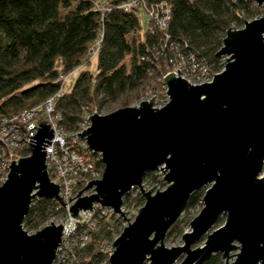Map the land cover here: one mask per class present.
I'll return each mask as SVG.
<instances>
[{"label": "water", "instance_id": "1", "mask_svg": "<svg viewBox=\"0 0 264 264\" xmlns=\"http://www.w3.org/2000/svg\"><path fill=\"white\" fill-rule=\"evenodd\" d=\"M240 19L242 26L227 27L213 52L224 61L210 81L189 83L176 68L162 76L168 99L161 107L152 96L105 114L92 111L89 125L75 132L100 153L103 169L77 190L68 206L72 217L93 204L123 216L122 197L133 187L144 199L113 239L108 264H201L215 252L224 264H264V15ZM51 135L37 121L30 153L9 159L0 184V264H51L61 242L59 222L33 233L22 225L33 197L64 205L45 168ZM148 171H162L166 186L145 189ZM201 187L202 206L180 234L182 243L166 247L167 230Z\"/></svg>", "mask_w": 264, "mask_h": 264}, {"label": "trees", "instance_id": "2", "mask_svg": "<svg viewBox=\"0 0 264 264\" xmlns=\"http://www.w3.org/2000/svg\"><path fill=\"white\" fill-rule=\"evenodd\" d=\"M96 1L0 0V112L12 114L40 103L59 88V72L83 64L86 67L76 72L71 87L54 102L62 113L64 128L75 130L80 119L105 102L130 105L145 89L150 75L163 72L162 57L170 54V40L181 51L204 58L218 71L221 57L213 52L221 46L225 29L240 25L241 16L250 19L256 12L253 0H165L170 5V17L168 38L164 40V33L152 24L146 23L144 28L140 25L138 10L120 7L129 0H104L99 8ZM144 1L150 4L161 0ZM97 37L100 41L92 71L87 68L89 49ZM204 188L190 194L186 207L200 202ZM128 199L129 192L123 195L122 203ZM130 201L139 206L143 197L137 192ZM64 213L54 199L33 197L22 225L36 228L51 216ZM113 216L111 213L100 227L87 231V241L74 251L69 264L107 261L100 241L115 230ZM179 220L166 234L177 229ZM82 227L83 223H76V230ZM201 264L224 261L215 252Z\"/></svg>", "mask_w": 264, "mask_h": 264}, {"label": "built area", "instance_id": "3", "mask_svg": "<svg viewBox=\"0 0 264 264\" xmlns=\"http://www.w3.org/2000/svg\"><path fill=\"white\" fill-rule=\"evenodd\" d=\"M103 1L97 0L95 7L99 8ZM120 7L125 11L131 9L142 10L145 13L146 23L152 24L163 32L164 40L168 38L167 27L170 17V5L167 1L161 0L147 4L144 0H129L121 3ZM99 41L100 37L95 38L90 46V60L92 56L96 55ZM167 49H169L170 54L162 57L163 65L168 67L167 72H174L177 68L176 74L182 78L190 79L189 82L192 81L191 83H201L212 79L210 65L204 58L197 57L190 51H181L178 44L172 40L168 41ZM221 65L218 71L222 69L223 63ZM85 67L83 64H78L68 72H59V88L40 103L12 114L0 112V184L8 172L9 159L13 160L30 153L27 139L36 131L37 121L44 120L51 129L52 135L43 146L45 168L50 181L56 182L58 186V195L64 201V205L58 204L65 210L69 219V223L67 221L60 222L63 225L61 242L55 250V257L51 264H65L68 254L64 257L60 256L59 252L62 251L60 250L62 244L64 245L66 239L75 232L77 222L83 223L87 229L98 228L99 224L95 225L92 220L96 219L98 221L103 214L110 211L107 207L93 204L90 210L80 213L78 219L72 217L68 211L69 204L76 199L77 190L87 184L86 181L100 178L102 172V162L101 165L98 164L101 161L100 153L92 151L83 138H76L75 132H80L81 128L84 130L89 125L87 114L90 112L78 121L75 130L68 131L62 124L63 117L60 109L54 105L55 100L64 93L65 80L70 72H77ZM160 79L163 83L162 78ZM165 91L166 88L161 92V97L157 95L158 91L153 90L149 93L150 97L153 96L154 107H161L167 101ZM145 99H148V93ZM138 102L136 101L133 104L137 105ZM67 198L69 199L67 200ZM88 221H91V223H87ZM86 240L87 236L82 235L80 246H83ZM103 246V244H100V249L106 253L108 258L110 249L105 250Z\"/></svg>", "mask_w": 264, "mask_h": 264}, {"label": "rangeland", "instance_id": "4", "mask_svg": "<svg viewBox=\"0 0 264 264\" xmlns=\"http://www.w3.org/2000/svg\"><path fill=\"white\" fill-rule=\"evenodd\" d=\"M251 5H252V8H256V12L254 13L255 15L252 18H254V17L258 18V17L264 15V4L257 5L254 1H252ZM137 13H138L139 23L144 28L145 24H146L145 13L142 10H138ZM252 18H250V19H252ZM250 19H248V20H250ZM241 26H242V23L240 25H235V26L233 25L232 27L239 28ZM89 52H90V50H89ZM95 57H96V55L92 56L90 62L87 64V68H89L92 71L95 68ZM223 61L224 60L221 57V63H223ZM167 68L168 67H165L163 65L162 68H160L161 71H163V72L155 74V75L152 74V76L150 75L149 83L145 86V89L142 90L141 93H139L138 97H136L132 100L130 105H132L136 101L138 102L139 100L145 99V96L147 93H148V98H150L149 93L152 92L153 90H155V92L158 91L157 95H159L161 97V92L164 90V88H166V86H164L165 84L163 85L160 78H162V76L167 72V70H168ZM210 70L212 73L213 72L215 73V70L212 66H210ZM75 77H76V71H71L65 80L64 90H68L71 87ZM184 79L188 80V82L190 80V79H187L186 77H184ZM191 82L192 81H190L189 83H191ZM116 106H120L119 101L105 102L100 106L99 109L90 110V113L92 111H96L99 114H105V113L113 110ZM102 169H103V164H102ZM262 171H264V162H263ZM151 174L154 175V178H152ZM142 183H143L145 189H149L153 186H154V188L163 189L166 186V182L163 180V172L162 171H158V172L149 171L148 175L143 176ZM128 192H129V199L125 203H122V206H121V209L123 211V216L122 215L119 216L118 214H115V213L111 212V210H110V211L106 212L105 214H103L102 217L99 218L98 221H96V219L92 220V223L94 222L95 225L99 224V227H100L103 220L110 218L111 213L114 215L112 217L113 218L112 222L116 224L115 230L112 231L111 236L108 239H102L100 241V244L104 245L103 248L105 250H109V247H110L113 239L119 234V232L121 231L123 226H125L126 224H128L129 222H131L133 220V218L136 214V209L140 206V205L139 206L132 205L131 201H130L131 196H133L135 193L139 192L138 188L133 187ZM201 206H202V203L200 201L193 206L185 207L184 211L178 217V219H180V220L177 221V223H176L177 229L171 231L170 233L165 234L163 242H164V245L166 247H169V245L170 246H176V245H179L182 243V239L180 238V234L182 232L188 231L190 229L188 221L192 218V216H194L197 213L198 209ZM223 220H224V215H221L218 218V221L215 223V225H213V227L221 224L223 222ZM49 221H53L54 223H58V222L60 223L61 221L62 222L67 221V223H69V219H68L66 213H64L61 215L51 216L50 218H48V220H46L42 224L38 225L36 228H30L24 224H23V228L28 233H33L37 229H39L40 227L48 224ZM87 223H91V221L90 222L88 221ZM88 226H90V224H88ZM89 229H91V228L87 229L86 227H82L80 230H75V232L72 233L66 239V242L64 243V245L62 244L61 249H60L62 251L61 252L58 251V252H59L60 256H64V257H66V254H68V256L65 260V264H69L71 258H73V256H74V251L76 249H79V248L81 249L83 247V246H80V239H81L82 235L87 236V231ZM92 229H97V228H92ZM204 237H205V235H203L198 241H196L194 244H192V247L196 246V245H200L202 243V240ZM79 253H80V250H79ZM180 258H181V256L177 259V262L179 261ZM57 264H62V263H57ZM100 264H108V261H106V262L103 261ZM144 264H148V262H145Z\"/></svg>", "mask_w": 264, "mask_h": 264}]
</instances>
